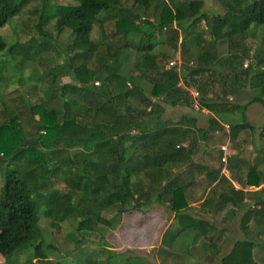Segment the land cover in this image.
Masks as SVG:
<instances>
[{"label": "trees", "instance_id": "16d2710c", "mask_svg": "<svg viewBox=\"0 0 264 264\" xmlns=\"http://www.w3.org/2000/svg\"><path fill=\"white\" fill-rule=\"evenodd\" d=\"M29 1L0 0V56L5 59L10 55V59L19 56L21 61H33L42 51L41 44L9 42L7 45L3 40L1 30ZM65 1L69 4L44 0L36 29L45 39L44 49L51 40L41 31L44 25L53 22L56 33L69 31L70 41L66 48L72 56L67 71H72L78 85L55 84L54 79L59 76L56 72L63 71L60 66L50 71L43 70L40 74L32 70L24 77L23 84L29 80L44 84L47 101H54L58 108L47 107L45 102L29 107L30 119L37 117L32 120L36 135L30 139L26 138L16 116H6L0 122V162L4 163L0 188V255L9 264L11 257L27 249L30 255L26 264H62L46 259L53 246L42 242L37 223L43 217L52 230L58 231L61 225H69L68 237H77L78 242L96 238L99 250L92 260H86L90 264H139L137 258L120 256L117 260L118 255L107 246L100 232L106 228L113 229L122 214L129 211L143 213L152 205L165 206L173 215L160 237V245L164 247L160 248L161 251H168L176 238L190 233L191 245L184 250L185 254L189 256L190 251L198 249L206 253L208 247L203 240L210 224L186 213L190 202L185 194L187 185H178L175 178L169 177L176 165L193 167L188 160L189 150L180 146L190 139V128H194L195 121L185 117L175 124L163 121L160 118L162 108L143 96L137 78L147 80L151 85V95L159 96L162 104L171 107L189 106L185 87L195 88L200 95L198 106L218 119L208 118L209 130H215L225 121V116L237 110L239 121L229 123V138L233 140L241 131L250 129L244 122L246 106L210 101L205 96L204 83L197 79L204 72L213 71L211 66L220 63L214 49L217 42L231 40L238 35L242 37L252 28H264V0H248L243 5L241 0H229L225 3L223 15L212 14L210 18L200 12L202 2L199 0H146L148 7L153 6L157 10L154 25L122 8L121 3L125 0ZM127 1L142 6L140 0ZM101 13L113 19L116 34L123 38L128 35L136 37L133 47L126 43L121 46L132 49L135 60L131 70L124 73L120 72L119 62L113 58L121 49L114 48L112 55L100 58L101 70L98 73L103 74L104 81L99 90L92 93L86 84L89 75L95 71L87 66L98 53L90 34L93 26L100 24L98 16ZM200 22L205 25L201 33H207V39L197 31ZM179 33H184L183 40L189 38L196 46L203 43L206 46L197 55L195 67L177 71L176 68H165L168 57L171 58L169 54H155L153 49L165 42L172 51H176ZM159 37H165V40ZM33 48L37 54L31 53ZM74 60L79 61L75 66ZM0 63L4 64L0 70L2 81L8 64L6 60ZM96 63H99L98 59ZM231 63L228 62L232 68ZM234 63L239 65L236 61ZM260 63L257 60V69L247 64L240 73L242 82L256 91L248 104L264 107V69H259ZM233 79H236L235 74ZM180 80L184 87L178 85ZM112 84L115 89L111 91L109 87ZM73 93L75 99H82L80 104L72 98ZM136 97L143 104L141 109L129 105V100ZM195 131L200 139L205 132L198 128ZM261 131L264 132V124ZM77 145L82 151L59 157V146L71 149ZM195 168L204 171L209 184L213 185L201 201V208L219 212L228 204L233 208L245 204L247 192L234 189L231 179L221 175L219 170L205 166ZM57 178L64 186L63 191L53 186ZM257 180L254 170L250 169L246 183L255 187ZM215 186L224 191L218 193L216 202H211L207 195L215 193ZM249 193L255 198L254 210L245 212L241 225L251 218L264 234V187ZM107 213H110L109 218L105 216ZM254 246L256 244L251 240L234 241L218 264H264V258L260 261L253 259Z\"/></svg>", "mask_w": 264, "mask_h": 264}, {"label": "rangeland", "instance_id": "374dc122", "mask_svg": "<svg viewBox=\"0 0 264 264\" xmlns=\"http://www.w3.org/2000/svg\"><path fill=\"white\" fill-rule=\"evenodd\" d=\"M43 1L30 0L10 20L11 22L9 21L10 23L8 22V25L1 30L2 36L5 38L3 40L7 45H9V42L17 44L29 42L33 46L41 44L42 47V51L33 61L22 60V62L19 56H14L12 59H10V55H7L6 59L4 56H0V61L6 60L8 64L6 69H4L3 79L2 81L0 80V122L6 116H16L21 123L27 139L33 138L36 135L35 128L32 126V120L37 119V117L35 116L34 119H30L29 107L41 103H46L45 105L50 108H58V106L54 101H47V91L44 84L29 80L24 85V77L31 73L32 70L40 74L43 70L50 71L60 66L63 67V71L56 72L59 76L54 79L56 81L55 84L57 86L68 84L69 87L78 85L74 80L72 71H67L70 65L69 58L72 56V53L67 52L66 48L70 41L69 31L62 30L60 33H56L53 22L44 25L41 31L48 35L51 40L48 41V45H45V49L43 48L45 39L41 38L36 29ZM45 1L62 5L69 4L65 0ZM140 1L142 6L137 4L132 5L130 1L125 0L121 3V7L133 14H137L150 25H154L157 10L153 6L148 7L146 0ZM181 1L188 2L192 0ZM199 1L202 2L200 12L210 18L212 14L223 15L225 3L229 0ZM245 2H248V0H241V5ZM98 18L100 24L94 25L90 34L91 40L97 45L96 53L98 54H96L94 59L91 58L89 60L87 66L95 71L89 75L90 79L86 84L87 90L92 93L98 91V87L104 81L103 74L98 73L101 70L99 65L100 58L112 55V51L116 48L121 49L117 51L115 57H112L117 59L116 62H119L120 72L127 73L131 70L135 54L132 49H123L121 46L126 43L133 47L137 41L133 35L123 38L119 34H116L113 19L105 13L99 14ZM204 26V23L200 22L197 31L203 39H207V33H201L204 30ZM183 35L184 33L177 35L178 45L176 51H172L169 46L164 44L165 42L153 49V53L155 54L165 53L170 55L171 58L168 57L165 68H176L178 71L183 68L195 67L197 55L201 52V48L206 46V43L196 46L189 38L183 40ZM160 39L163 41L165 37L164 39L163 37ZM214 49L220 63L211 66L210 68L213 71L204 72L197 81L200 80L204 83L205 96L210 101L219 102L221 100V102H226L228 105L246 106L244 110V122L250 126V129L241 131L233 140L229 138V123L239 121L237 110L225 116V121H222L215 130H209L208 118L218 119L214 114L198 106L200 95L195 88L185 87L190 100L189 106L171 107L162 104L159 96L155 97L151 95V85L147 80L135 77L143 96L151 102L158 103L159 107L162 108L160 118L163 121L175 124L181 117L191 118L195 121L194 128H190V139L180 146L189 150L188 160L193 164V167H188L185 164L176 165L172 167L169 177L171 179L175 178V182L178 185H187L185 194L190 202L186 213L206 220L210 224V228L207 230L206 237L203 240L204 244L208 247V251L203 253V251L198 249L190 251L189 256H187L184 250L191 245L192 239L190 233L176 238L172 248L168 249V251L167 249L161 251L164 247L160 245V237L169 226L173 215L168 212L165 206L152 205L145 208L143 213L129 211L122 214L118 224L113 229L106 228L100 232L107 246L118 255L117 260H120L121 256V258H137L139 264H218L221 257L228 252L233 242L243 239L251 240L256 244L252 250V256L255 261H260L264 258V234L260 232L262 230L254 225L251 218L248 219L246 224L241 225L245 212L254 207L255 198L249 192H255L264 187V163H261V160L264 159V132L261 131V127L264 124V107L258 104H248V101L256 95V91L250 89L242 82L243 77L240 73V70L244 69L247 64H251L252 69H257V60L261 62L259 69H264V28H252L242 37L238 35L232 37L231 40L225 39L219 41L215 44ZM108 51L110 53L107 54ZM243 52H245L244 55ZM31 53L33 55L37 54L36 49H31ZM233 55H235L234 58H232ZM96 59L99 60L98 64L96 63ZM36 61H38V64L35 63ZM229 61L230 63L233 61L231 63L233 65L232 68L228 64ZM234 61L238 62L239 65L235 64ZM170 62L172 65H169ZM78 63L79 61L74 60L73 66ZM3 65L0 63V70ZM233 74L236 75L235 80L233 79ZM187 81L191 82L189 79ZM178 85L183 86L181 80ZM109 88L112 91L115 89V85L112 84ZM228 90L231 93H228ZM223 92H226L225 95ZM194 93H196V96H194ZM72 98L75 99L74 93L72 94ZM75 100H77V104H80L82 101L80 98H76ZM129 105L134 109H141L143 106L141 102L139 103L138 97L130 99ZM196 128L205 130L201 139L199 133L195 131ZM59 149V157L82 151L79 145L71 149L59 146ZM220 158H223L224 161H221ZM3 165L4 163L0 162V188ZM195 166H205L210 170H219L221 175L231 179L234 189H242L247 192L245 201H243L245 204H242L239 208H233L228 204L219 212L205 213V208H201L200 203L213 185L209 184L204 171L195 168ZM250 169H253L257 175L258 182L255 187L249 186L246 183V175ZM53 183L54 188L64 190V186L58 178L57 180L54 179ZM213 191L215 193L211 195L208 193L207 197L210 198L211 202H216L218 193L224 190L220 191L215 186ZM105 216L109 218L110 213L105 214ZM37 227L43 244H51L53 246L52 252H47L46 255V259L50 262L90 264L86 260H92V256L97 254L99 250L96 238L82 243L76 241L77 237H68L69 233L67 232L70 231L69 225L63 224L60 230H52L48 225V220L40 217ZM209 238L211 240H207ZM166 252H170L171 254ZM28 255H30V251L26 249L11 257L8 263L26 264ZM0 264H7L1 255Z\"/></svg>", "mask_w": 264, "mask_h": 264}, {"label": "crops", "instance_id": "0c3cea01", "mask_svg": "<svg viewBox=\"0 0 264 264\" xmlns=\"http://www.w3.org/2000/svg\"><path fill=\"white\" fill-rule=\"evenodd\" d=\"M229 179V178H228ZM192 205V204H191ZM189 206V205H188ZM204 211H205V213H216V212H218V211H216V212H212L211 210H209V209H204Z\"/></svg>", "mask_w": 264, "mask_h": 264}, {"label": "built area", "instance_id": "2783aa9c", "mask_svg": "<svg viewBox=\"0 0 264 264\" xmlns=\"http://www.w3.org/2000/svg\"><path fill=\"white\" fill-rule=\"evenodd\" d=\"M169 65H172V63L170 62ZM194 96H196V93H194ZM221 161H224V159L221 158Z\"/></svg>", "mask_w": 264, "mask_h": 264}]
</instances>
